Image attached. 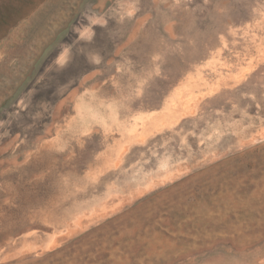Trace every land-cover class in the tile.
I'll list each match as a JSON object with an SVG mask.
<instances>
[{
	"label": "rangeland",
	"instance_id": "rangeland-1",
	"mask_svg": "<svg viewBox=\"0 0 264 264\" xmlns=\"http://www.w3.org/2000/svg\"><path fill=\"white\" fill-rule=\"evenodd\" d=\"M0 264H264V0H0Z\"/></svg>",
	"mask_w": 264,
	"mask_h": 264
}]
</instances>
